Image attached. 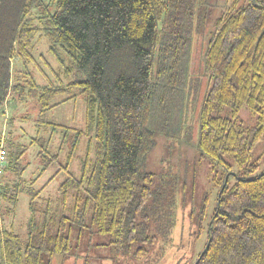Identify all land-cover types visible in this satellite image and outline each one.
<instances>
[{"label": "trees", "instance_id": "trees-1", "mask_svg": "<svg viewBox=\"0 0 264 264\" xmlns=\"http://www.w3.org/2000/svg\"><path fill=\"white\" fill-rule=\"evenodd\" d=\"M210 3L0 0V144L9 100L34 101L39 111L36 136L26 146L16 137L17 118L6 123L0 264L68 258L88 232L106 237L117 259L142 261L158 243L169 242L176 225L173 198L154 191V174L143 166L156 144L154 128L172 123L178 129L189 56L196 35L205 34ZM41 38L62 67L54 73L58 85L46 72H54L48 60L35 55ZM15 59L24 70L13 69ZM205 69L210 79L197 148L212 167L218 192L213 208L209 193L198 213L197 240L204 237V244L192 264L200 257L199 264H264V170L252 177L259 170L254 150L264 146V0H225L208 31ZM37 70L48 83H38ZM69 91L73 95L53 104ZM78 97L85 100V129L47 122V111ZM243 110L253 126L241 121ZM48 125L52 137L45 138ZM60 133L54 150L53 136ZM83 136L87 155L76 176L70 168ZM35 145L42 172L59 163L68 146L58 171L67 177L56 197L44 196L48 183L35 188L40 173L31 180L24 176L21 161ZM22 195L29 197L24 234L16 229Z\"/></svg>", "mask_w": 264, "mask_h": 264}, {"label": "rangeland", "instance_id": "rangeland-1", "mask_svg": "<svg viewBox=\"0 0 264 264\" xmlns=\"http://www.w3.org/2000/svg\"><path fill=\"white\" fill-rule=\"evenodd\" d=\"M225 5V0H211L209 8L212 10L209 15L205 34L196 35L193 47L188 61V80L187 89L183 96V106L177 116L175 125L178 129L169 123L167 126L154 128L156 144L148 153L143 170L154 174V191L158 192L164 199L173 198L174 209L176 213V225L172 231L169 242L158 243L150 255L142 261H135L129 256L123 259H117L108 246V239L100 235L87 233L80 247L68 258L59 255L51 259V264H192L203 248L204 237L197 240L198 226L197 217L201 209L206 194H211V208H213L218 189L214 187L211 165L207 160H200V152L197 148L199 138V114L206 92L208 90L209 75L205 69V53L208 42V31L210 30L214 19L220 14ZM38 41L35 55H43L51 64L54 72L46 69V72L55 85H58L56 75L62 71L58 61L49 54V41L41 38ZM13 69L24 70L20 60H13ZM39 84L48 83L42 74L37 70ZM63 81L65 78H61ZM77 92V91H74ZM72 91L65 94H59L53 99V104L59 103L69 96ZM34 101L15 104L9 100L5 107V116L3 122L7 123L12 116L17 118L16 137L20 145H28L30 139L36 136L34 120L39 116V111ZM178 106V107H179ZM23 116L28 117V121H21ZM45 119L48 123L83 130L86 127V105L84 97L69 100L59 106L50 109L45 113ZM241 121L246 126H253L254 121L250 118L246 110L240 114ZM43 130L42 136L52 137L51 127ZM7 128V125H6ZM58 131L63 128L58 127ZM7 130V129H6ZM7 134V131H6ZM17 141V140H16ZM62 141V134L53 136V149H57ZM88 137L83 136L79 145L77 155L72 163L70 171L80 176L81 160L87 155ZM68 146L62 151L59 163L53 164L42 172L43 165L37 158L39 147L37 145L30 147L21 161V164L27 166L24 176L31 180L39 173L38 182L35 188H42L48 183L44 192L45 197L58 196V189L66 180L65 171L60 170V165L64 166L67 161ZM254 158L259 164V170L252 177L261 174L264 170V146L259 145L254 150ZM9 176V174H7ZM54 177V178H53ZM29 197L22 195L20 198L16 229L19 233L25 232L23 226L24 220L28 217ZM77 239V236L75 237Z\"/></svg>", "mask_w": 264, "mask_h": 264}, {"label": "built area", "instance_id": "built-area-1", "mask_svg": "<svg viewBox=\"0 0 264 264\" xmlns=\"http://www.w3.org/2000/svg\"><path fill=\"white\" fill-rule=\"evenodd\" d=\"M6 140V122L3 126V132H2V138H1V144H0V194H1V179L5 174V169L8 165V156H7V149L5 145ZM2 221V214L0 209V222Z\"/></svg>", "mask_w": 264, "mask_h": 264}, {"label": "water", "instance_id": "water-1", "mask_svg": "<svg viewBox=\"0 0 264 264\" xmlns=\"http://www.w3.org/2000/svg\"><path fill=\"white\" fill-rule=\"evenodd\" d=\"M228 176H229V175H227V177H226V181H225L224 187H225L226 184H227V178H228ZM200 260H201V257L198 259V261H197L195 264H199Z\"/></svg>", "mask_w": 264, "mask_h": 264}]
</instances>
